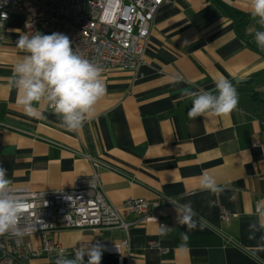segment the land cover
Wrapping results in <instances>:
<instances>
[{
    "label": "crops",
    "instance_id": "0c3cea01",
    "mask_svg": "<svg viewBox=\"0 0 264 264\" xmlns=\"http://www.w3.org/2000/svg\"><path fill=\"white\" fill-rule=\"evenodd\" d=\"M250 11V0H166L155 16L145 62L136 71H103L106 94L76 131L62 127L45 101L34 105L42 115L25 114L9 81L25 55L16 41L25 34L26 17L12 15L0 28V166L7 169L11 186L72 188L78 178L96 171L117 206L130 197L153 204L177 201L162 204L146 219L129 215L128 221H139L128 233L62 229L48 233L49 239L67 248L105 239L109 244L102 248L101 264H264V229L250 228L258 225L255 210L264 200V149L259 145L264 50L254 41L258 26ZM178 76L183 80L175 83ZM221 78L238 93L237 108L225 116L189 119L191 101L181 97V90L215 94ZM205 173L224 191L203 189ZM186 203L195 213L191 230L177 223L175 205ZM221 208L230 214L228 221L221 220ZM161 223L170 227L164 235ZM44 236H27L24 242L36 248ZM126 238L128 248L122 245ZM57 258L44 253L27 264H56Z\"/></svg>",
    "mask_w": 264,
    "mask_h": 264
},
{
    "label": "built area",
    "instance_id": "2783aa9c",
    "mask_svg": "<svg viewBox=\"0 0 264 264\" xmlns=\"http://www.w3.org/2000/svg\"><path fill=\"white\" fill-rule=\"evenodd\" d=\"M166 0H0V28L15 14L26 17L23 30L51 34L59 32L69 37L79 54L99 65L104 71L126 69L136 71L145 62V52L154 19ZM264 125V121H263ZM259 145L264 149V127ZM2 145L0 143V163ZM91 160V158H90ZM17 198L30 204L24 213L20 228L34 226L35 230L18 238L11 233L0 236V264H27L40 254H74L81 246L109 244L105 239L83 242L67 248L46 235L62 229H123L128 233L139 220L128 221L131 214L143 219L158 210L162 204H175L174 198L151 203L143 198H127L120 206L112 203L98 172L78 178L72 188L32 190L10 185ZM222 221L230 214L221 208ZM141 218V219H142ZM165 226L161 223V229ZM35 234L45 235L35 248L24 238ZM232 242V239L228 240ZM129 247V238L122 241ZM152 245H155L152 243Z\"/></svg>",
    "mask_w": 264,
    "mask_h": 264
},
{
    "label": "clouds",
    "instance_id": "9594fccd",
    "mask_svg": "<svg viewBox=\"0 0 264 264\" xmlns=\"http://www.w3.org/2000/svg\"><path fill=\"white\" fill-rule=\"evenodd\" d=\"M250 16L258 27L253 29V37L257 47L264 50V0H250ZM6 19V14H0ZM19 32L20 30H16ZM16 46L25 55L13 67V76L9 87L17 90V103L28 116H40L35 104L45 101L59 117L62 127L69 131L80 129L83 123L94 115V106L106 94L103 82V68L85 58L72 47L69 37L59 32L31 35H19ZM183 77L174 81L179 83ZM216 93L202 88L181 90V97L191 101L188 110L189 119L204 116H225L238 106V93L231 82L225 78L215 81ZM11 180L7 169L0 166V236L6 233L23 238L26 233L35 230L34 226L20 228L30 204L14 196L10 189ZM201 187L213 193L224 191L215 177L203 174ZM177 223L191 230L195 227L192 217L195 215L191 204L175 205ZM259 223L250 225L251 229H264V200L256 206ZM170 227L164 226L161 235ZM251 238V237H250ZM182 239L187 241V234ZM102 246L78 247L71 258L61 252L56 264H101Z\"/></svg>",
    "mask_w": 264,
    "mask_h": 264
},
{
    "label": "trees",
    "instance_id": "16d2710c",
    "mask_svg": "<svg viewBox=\"0 0 264 264\" xmlns=\"http://www.w3.org/2000/svg\"><path fill=\"white\" fill-rule=\"evenodd\" d=\"M220 5L224 8V9H226L227 11H231V10H229L226 6H224V4H222V3H220ZM236 13V12H235ZM243 24H244V22H243V19H240V23H239V33L241 34V35H243Z\"/></svg>",
    "mask_w": 264,
    "mask_h": 264
}]
</instances>
